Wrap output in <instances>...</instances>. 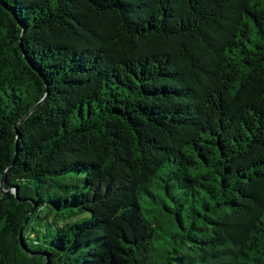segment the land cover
Here are the masks:
<instances>
[{"label": "trees", "instance_id": "trees-1", "mask_svg": "<svg viewBox=\"0 0 264 264\" xmlns=\"http://www.w3.org/2000/svg\"><path fill=\"white\" fill-rule=\"evenodd\" d=\"M0 264H264V0H0Z\"/></svg>", "mask_w": 264, "mask_h": 264}, {"label": "water", "instance_id": "water-1", "mask_svg": "<svg viewBox=\"0 0 264 264\" xmlns=\"http://www.w3.org/2000/svg\"><path fill=\"white\" fill-rule=\"evenodd\" d=\"M17 193V192H16Z\"/></svg>", "mask_w": 264, "mask_h": 264}]
</instances>
